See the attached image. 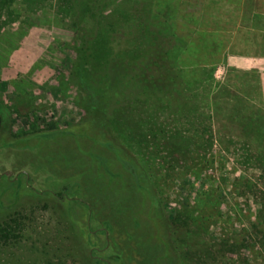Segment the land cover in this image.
I'll return each instance as SVG.
<instances>
[{"label": "rangeland", "instance_id": "rangeland-1", "mask_svg": "<svg viewBox=\"0 0 264 264\" xmlns=\"http://www.w3.org/2000/svg\"><path fill=\"white\" fill-rule=\"evenodd\" d=\"M151 1L193 46L156 132L83 101L52 10L0 31V264H264V0Z\"/></svg>", "mask_w": 264, "mask_h": 264}, {"label": "trees", "instance_id": "trees-1", "mask_svg": "<svg viewBox=\"0 0 264 264\" xmlns=\"http://www.w3.org/2000/svg\"><path fill=\"white\" fill-rule=\"evenodd\" d=\"M18 6L28 10V15L52 10L64 25L76 29L71 74L78 80L84 102L88 89L94 90L104 105L118 97L125 102L132 99L129 95L140 97L152 114L145 125L156 132L162 127L153 119L151 105L157 102L159 110L166 112L189 90L181 73L193 46L153 13L151 0H0V31L6 24L21 20L23 13ZM119 40L126 46L118 50L114 45ZM209 81L211 89L215 83ZM186 107L189 105L185 103L179 109ZM118 114L125 121H135L128 108L121 107ZM1 233L3 239L10 237L7 229Z\"/></svg>", "mask_w": 264, "mask_h": 264}]
</instances>
